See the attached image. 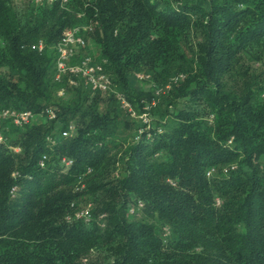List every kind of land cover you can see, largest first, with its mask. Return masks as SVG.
Returning a JSON list of instances; mask_svg holds the SVG:
<instances>
[{
  "label": "trees",
  "instance_id": "1",
  "mask_svg": "<svg viewBox=\"0 0 264 264\" xmlns=\"http://www.w3.org/2000/svg\"><path fill=\"white\" fill-rule=\"evenodd\" d=\"M83 7L0 0V109L36 115L1 126L0 264H264V0ZM90 17L69 63L93 39L106 96L54 78L62 31Z\"/></svg>",
  "mask_w": 264,
  "mask_h": 264
},
{
  "label": "built area",
  "instance_id": "2",
  "mask_svg": "<svg viewBox=\"0 0 264 264\" xmlns=\"http://www.w3.org/2000/svg\"><path fill=\"white\" fill-rule=\"evenodd\" d=\"M35 4H52L59 2L61 6L67 5L69 0H31ZM94 0H84V7L81 11L77 13L78 17L85 16V8L89 6H93ZM96 20L93 18H89L88 21L84 24L74 25L71 27H67L62 31L60 39L56 44V63H55V74L54 78L56 80H60L62 75L68 74V82L70 85H78L79 83H83L85 86L90 87L93 91H111L112 90V81L109 75L104 71L103 66L97 62H95L91 56H84L78 63L70 64L69 61L76 55L77 51L83 48L86 45V38L84 33L93 29ZM33 48H37L41 50L43 48V42L40 40L37 43L32 45ZM140 78H143L144 75H139ZM176 77L174 80H177ZM63 90H59L61 94ZM116 98L120 103L121 107L126 109L131 116L137 117L141 119V126L137 130V134L147 130L149 128V114L147 112V107H145L144 111L139 115H136L135 110L132 107V104L126 96L121 92H116ZM154 103V102H153ZM47 118L51 119L55 117V112L52 108H47L43 112ZM36 115L28 109L25 110H16L13 108H2L0 109V144L5 141L4 135L2 133V123L5 120H11V122L16 126H23L30 121H32ZM73 129V125H70L68 129H64L61 132V135L66 137L70 134V130ZM48 159L47 153H43L38 160V165L43 167L45 165L46 160ZM61 163L64 166H68L72 163L71 159H67L65 157L61 158ZM90 171V168L87 169V172ZM209 174V173H208ZM15 175V173H13ZM82 177H78V184L75 189H80L84 186L82 182ZM12 191L16 189L13 186ZM74 206V203L71 204ZM90 205L82 206L80 208H76L74 211L75 218H82L84 221H89L90 218Z\"/></svg>",
  "mask_w": 264,
  "mask_h": 264
},
{
  "label": "rangeland",
  "instance_id": "3",
  "mask_svg": "<svg viewBox=\"0 0 264 264\" xmlns=\"http://www.w3.org/2000/svg\"><path fill=\"white\" fill-rule=\"evenodd\" d=\"M83 1H84V0H83ZM87 45H88V53H89L90 55H92V59L94 60V58L97 57V50H96L97 48H96V45H95L93 39L88 38V39H87ZM93 57H94V58H93ZM142 74H143L142 71H138V72L132 74V75L129 77V80H130L131 84H132V85H135V86H137V85H141V84L143 83V80H142V78H140L139 75H142ZM106 94H107V93H105V92H102V93H101V95H105V96H106ZM114 97H116V96H114ZM145 100H146V99H145ZM136 120H138V122H139L140 125H141V119L137 118ZM83 204L86 205V204H88V202L82 203V205H83Z\"/></svg>",
  "mask_w": 264,
  "mask_h": 264
}]
</instances>
